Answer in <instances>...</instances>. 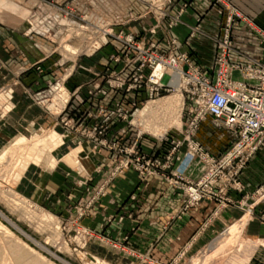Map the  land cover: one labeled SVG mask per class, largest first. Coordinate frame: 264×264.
Listing matches in <instances>:
<instances>
[{"label": "rangeland", "instance_id": "374dc122", "mask_svg": "<svg viewBox=\"0 0 264 264\" xmlns=\"http://www.w3.org/2000/svg\"><path fill=\"white\" fill-rule=\"evenodd\" d=\"M61 1L0 0V29L9 28L14 43V54H6L2 45L5 53L0 56V264H264V171L251 167L245 172L264 144L244 165V159H237L226 167L223 178H216L208 192L199 191L193 201L189 189L196 190L200 177L199 171L190 172L194 163L189 167V143L199 146L216 166L236 141L208 114L190 130V123L202 114L199 95L191 93L195 86L181 75L173 79L166 70L155 78L153 71L158 61L168 64L174 58L179 71L194 70L211 79L216 57L227 47L230 78L244 82L245 68L264 62V32L226 0H209L221 16L217 36L203 33L202 16L192 15L194 24L182 41L172 29L182 23L186 2L172 14L171 0ZM236 22L259 39L260 61L230 63ZM208 42L212 56L204 69L194 44ZM168 98L172 102L164 106ZM149 106H156L157 112L142 116ZM39 140L46 146L36 151L44 161L37 165L25 154ZM51 169L83 178L80 192L74 182L66 185L68 196L79 197L65 214L24 196L18 185L25 176L36 178ZM126 171L135 173L140 187L121 204L110 202L113 214L105 223L114 229L122 226L125 232L115 241L81 222L104 217L102 201ZM154 178L160 187L152 195L147 187ZM170 188L180 196L177 211L168 213L166 221L148 219L150 210L161 208L158 201ZM208 203L221 213L205 216L196 229L202 230V238L191 236L168 261L133 247L130 237L141 225L159 224L166 232L173 222ZM106 225L101 224V232Z\"/></svg>", "mask_w": 264, "mask_h": 264}, {"label": "crops", "instance_id": "0c3cea01", "mask_svg": "<svg viewBox=\"0 0 264 264\" xmlns=\"http://www.w3.org/2000/svg\"><path fill=\"white\" fill-rule=\"evenodd\" d=\"M171 1L172 5L169 6L168 11L172 14L177 11L178 4H181L182 2L189 3L188 8L183 14L182 23L172 29V35L177 37L179 41L184 40L189 34V29L191 25L194 24L192 15L202 16L200 29L203 33L212 37L217 36L219 32V22L221 21V16L218 13V8L212 5L209 0ZM226 1H228L231 6L241 13L247 20L252 21L257 29L264 32V0ZM141 11L142 10L139 7L138 12ZM0 30V56H3L5 53V51L2 53V45L7 46L6 54H14V43L12 36L9 34L10 29L1 27ZM231 42L233 52L229 58L230 63L241 65L251 60H261L262 45L256 35L252 33L245 24L236 22L233 25L231 30ZM194 45L197 46V54L199 56V60L202 63V67L207 69L210 65L212 56L211 43L208 42L204 43L203 45L200 43H195ZM183 49L184 47L181 50ZM1 74L2 73L0 72V78H4ZM235 75L238 76V74ZM216 133L217 130H214V139L217 136ZM207 139L208 138L202 136V143L206 145V148L211 145L210 141H207ZM214 145L216 147V143H214ZM208 149H211V146ZM251 167L256 168V171H260V169L264 171V147L260 149L255 159L248 164L247 169L245 170L247 174L248 172H251ZM82 180L83 178L79 177L75 179L71 178L66 172L62 170L51 169L49 171L38 172L36 178L34 177L30 179L29 177L25 176L18 185H20L23 189L22 193L24 196L29 197L31 200L44 206L49 211H59L65 214V212H67L65 209L75 204L77 200L76 198L79 197V195L77 196L75 194V196H68L65 191L66 185L74 182V189L80 192L82 188L79 187V183H81ZM158 182L159 181H157L156 178L150 179L149 186L147 187L149 194L153 195V193L156 194V192L159 191L158 186L160 187V182ZM137 186L138 180L135 173L132 171H126L123 176L117 178L111 184L110 188L108 189L107 197L102 201V205H104L106 209L104 212V217H101L96 221L92 219L90 220V218L84 219L81 222L83 227L95 230L108 239L121 241L122 236L125 233L121 232L123 227L119 226L118 229H114L113 225H106L105 223V221H107L106 219L113 214L110 202L121 204L122 201L126 199L128 194L131 193V191L140 187ZM175 192L176 191L171 188L166 190L162 199L158 201L159 205H162L161 208L156 212L150 210L149 215H147L148 219L166 221V215L168 213H175L180 206V196L175 194ZM148 199L151 202V197H148ZM219 213L221 212L219 210H215L214 204H203L200 207L191 210L188 214L184 215L182 219L173 222L166 232L160 230L159 224L150 228L141 225L140 228H138L132 234L130 240L133 244V247L140 253L148 252L157 254L158 256H162V260L166 259V261H168L176 254V248L187 243L191 239V236L195 234L196 238H202V230L196 231V229L205 216L212 215L211 217H216V215L218 216ZM101 224L106 225L105 230L102 232L101 229H99ZM196 238H194V241ZM177 240H179V242Z\"/></svg>", "mask_w": 264, "mask_h": 264}, {"label": "built area", "instance_id": "2783aa9c", "mask_svg": "<svg viewBox=\"0 0 264 264\" xmlns=\"http://www.w3.org/2000/svg\"><path fill=\"white\" fill-rule=\"evenodd\" d=\"M227 50H229L227 47H223V51L221 50V53L217 55L216 71L211 79L194 70L188 74L179 71L174 58L170 59L168 64L158 61L159 64L153 70L155 78L166 70L171 73L173 79L181 75L185 77L186 84L195 86L191 93L199 95L202 114L190 123V130H193L197 122L202 119L201 117L208 114L219 126L233 133V140L236 141L231 152L216 166L215 161L199 146L189 143L187 151L191 162L189 167L194 163L190 172L199 171L200 177L194 187L196 190L189 189V197L193 201L199 199V191L208 192L216 178L219 176L223 178L226 167L232 165L237 159H244L241 163L244 165V162L248 161L264 144V62L254 63L257 64L256 67L250 64L243 71L244 82H234L230 78V70L225 67ZM165 66L168 68L164 69ZM157 69H160L159 75L156 74ZM251 81L256 84L251 85ZM240 167H237L235 173ZM179 169L182 173L186 171L185 167H179Z\"/></svg>", "mask_w": 264, "mask_h": 264}, {"label": "bare ground", "instance_id": "6f19581e", "mask_svg": "<svg viewBox=\"0 0 264 264\" xmlns=\"http://www.w3.org/2000/svg\"><path fill=\"white\" fill-rule=\"evenodd\" d=\"M159 71H160V69H157L156 70V74L157 75H159ZM165 101H166V103H164L163 105L165 106L167 103H169V102H172V100H170L169 98L168 99H165ZM155 107L156 106H149L148 108H146V109H144L142 112H141V115L142 116H144V114H146V113H148V115L149 116H151V115H153V114H155L157 111H156V109H155ZM6 110V109H5ZM148 123V122H147ZM148 125V124H147ZM152 132V131H151ZM154 134H156V132L154 133ZM54 136V135H53ZM24 138V137H23ZM52 139V138H51ZM19 143L18 144H20V145H22L23 143H24V139H20L19 141H18ZM40 146H46V145H44V142L42 141V140H39V141H37V142H35V143H33V144H31V146H29V149H28V152L25 154V157L27 158V160L29 161V162H32V163H35V164H37V165H40V164H42L44 161H42L40 158H38L37 156H36V151L38 150V148L40 147ZM45 149V147L43 148V150ZM50 150V149H49ZM51 151V150H50ZM55 151V150H54ZM46 155V154H45ZM56 160V158H54V159H52L51 160V162H50V164L52 163V162H54ZM49 164V165H50ZM214 246V245H213ZM211 247V246H210ZM210 252V251H209ZM209 257V256H208Z\"/></svg>", "mask_w": 264, "mask_h": 264}]
</instances>
